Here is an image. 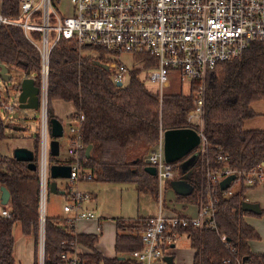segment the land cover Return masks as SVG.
Here are the masks:
<instances>
[{
  "label": "trees",
  "instance_id": "16d2710c",
  "mask_svg": "<svg viewBox=\"0 0 264 264\" xmlns=\"http://www.w3.org/2000/svg\"><path fill=\"white\" fill-rule=\"evenodd\" d=\"M0 11L4 16H15L18 0H0ZM103 56V52L95 54L91 49H84L79 55L64 40L54 47L49 58L48 118H55L53 102L71 104L74 108L71 120L84 117L81 138L91 150L88 158L84 152L80 155V166L90 173L91 181L132 184L138 192L156 198V178L144 171L145 157L158 142L160 132L191 127L187 116L195 108L196 84L191 83L186 95L164 93L159 100L157 90L146 87L138 69L130 71L127 82L117 87L109 73L93 64V61L105 63ZM0 63L32 73L35 85L39 86V55L19 29L0 27ZM257 101L264 103V41L252 42L239 58L218 64L205 79L201 118L207 146L190 170L191 194L178 199L198 205L201 196L205 199L207 191L213 190V198L217 200L216 229L181 230L188 235L194 251L193 264H224L226 260L229 264H264V254L251 252L250 243L260 237L247 222L248 217L264 216V209L260 215L242 210V203L250 202L247 193L253 188L240 183L227 198L221 195L218 186H207L203 177L206 163L221 166L216 163L219 155L229 157L233 170L254 168L264 162V130L245 128L246 121L257 116L251 107ZM5 129L0 115V143L8 139ZM29 140L26 148L34 155V171L27 168V163L0 154V187L9 193L6 204L9 217L0 216V264H14L15 223H19L23 235L33 236L36 243L38 240V133ZM49 163L61 164L58 158L50 156ZM172 165L176 167L178 163ZM145 220H116L115 258L106 259L92 252L80 256L81 259L86 264H133L129 254L142 248L139 232ZM64 222L63 218L45 217L47 264H60V254L71 251L69 244L73 237L62 227ZM76 240L80 246L93 250L97 236L78 234Z\"/></svg>",
  "mask_w": 264,
  "mask_h": 264
},
{
  "label": "built area",
  "instance_id": "2783aa9c",
  "mask_svg": "<svg viewBox=\"0 0 264 264\" xmlns=\"http://www.w3.org/2000/svg\"><path fill=\"white\" fill-rule=\"evenodd\" d=\"M72 11L60 16L52 7L51 0H18V13L4 16L0 11V27L11 26L21 31L24 38L36 50L40 59L38 112V209L39 235L36 264H47L44 254L45 207L49 194V118L48 74L49 58L54 47L64 40L72 44L79 55L84 49L95 54L103 52L110 68V80L115 85L127 82L128 68L119 62L121 54L146 56L148 71L140 70L146 83L156 86L159 100L169 85L168 77L175 72L181 81L196 84L195 108L189 112L187 123L199 137V145L192 152L202 157L207 146L201 122L205 79L209 72L223 62L239 58L252 42L264 41V0H69ZM35 79V78H34ZM14 107L0 98V110L4 114L14 112ZM82 115L72 119L68 126L69 144L66 162L70 177L65 179L64 194L67 203L62 227L70 232L73 241L69 253L59 256L60 264H86L80 258V245L76 240L77 225L82 221L96 220L93 212L83 205L91 200L85 192H79L76 183L91 180L88 171L80 166V155L85 153L81 138ZM9 123V122H8ZM163 132L148 153L149 165L155 169L159 192L158 213L145 220L139 232L140 250L129 254L133 264H167L172 246L182 236L181 230L192 227L197 230H215L216 199L214 191L201 196L194 216L163 213L160 199L164 183L173 180L177 166L166 163L163 155ZM216 163H206L203 177L207 186H218L224 197L236 192L239 184L249 188L264 187V162L250 169L233 170L229 157L219 155ZM203 161H201V164ZM229 176L235 179L221 191L219 183ZM247 201V200H246ZM1 217L8 218L4 210ZM97 232L100 227L97 226ZM226 242L225 237H221ZM226 247H229L228 245ZM229 264V261H224Z\"/></svg>",
  "mask_w": 264,
  "mask_h": 264
},
{
  "label": "rangeland",
  "instance_id": "374dc122",
  "mask_svg": "<svg viewBox=\"0 0 264 264\" xmlns=\"http://www.w3.org/2000/svg\"><path fill=\"white\" fill-rule=\"evenodd\" d=\"M53 9L60 16H68L72 11V5L69 0H51ZM26 40V39H25ZM27 41V40H26ZM30 44V43H29ZM31 45V44H30ZM119 62L126 65L128 68L142 69L143 73L148 71V63L146 62V56L132 55V54H121L119 57ZM8 68V67H7ZM8 75L11 76V81L7 84H4L0 80V98L5 100L9 105H12L15 109L14 112L9 114H4L0 110L2 123L6 125L5 135L8 137L5 141L0 143V154L7 157H12V146L15 144L21 147L27 146L29 143V139L36 135L39 131V122H40V114L37 111L32 110H21L18 108L17 98L18 91L17 85L24 78H35V75L32 73H26L19 69L8 68ZM35 80V79H34ZM169 85L165 88L164 93L170 94H182L186 95L189 93V83L188 81H181L175 72H171L168 77ZM126 83V82H125ZM124 83V84H125ZM149 90H154L156 88L155 85L150 83L145 84ZM16 86V87H15ZM56 104L62 105V118L61 123L63 127V137L59 139L60 143V157L65 156V141L64 137L67 134L68 129V117L69 114L74 111V108L69 103L64 102H53L52 109ZM253 111L257 113V111H264V103L262 101H257L252 103L251 105ZM69 115V116H68ZM9 122V123H8ZM188 122V121H187ZM201 122L202 118H201ZM21 127L22 131H14L13 127ZM245 127L247 129L253 130H264V116L258 115L252 119L251 122H246ZM256 127V129L254 128ZM25 143V144H24ZM66 183L64 180H59L58 185L61 183ZM166 182L164 183L165 186ZM76 188L79 192H86L85 190L93 191L96 194V197L99 203L106 208H124L129 214L134 212V208L136 206V201L138 200V195L135 190V185L132 184H122L116 185L112 183H96L91 180H80L76 183ZM250 196L251 200L258 201L261 209H264V189H256L250 190L247 193ZM254 196V197H253ZM162 198V196H161ZM158 200V196L156 198ZM164 199V198H163ZM60 200H63L62 197ZM63 201L61 202V204ZM141 203V202H140ZM60 204V207H61ZM52 209H58L59 206L52 205L51 196L48 194V199L46 201L45 210L49 212ZM264 216L261 217H248L249 222L253 223L255 226L259 224L260 220L263 219ZM19 226L15 225L14 230L17 233L19 230ZM187 241L185 239H181L177 247H186ZM20 251H23L22 262L21 264H32V253L26 252L22 246H19ZM22 254V253H21ZM21 257V256H20Z\"/></svg>",
  "mask_w": 264,
  "mask_h": 264
},
{
  "label": "crops",
  "instance_id": "0c3cea01",
  "mask_svg": "<svg viewBox=\"0 0 264 264\" xmlns=\"http://www.w3.org/2000/svg\"><path fill=\"white\" fill-rule=\"evenodd\" d=\"M62 110H63L62 105L60 104L55 105V107L53 108V113H54L55 118L59 120L62 118ZM73 112L74 111H72L69 115H71ZM256 114L257 116L258 115L263 116L264 111H257ZM68 120H69L68 122V126H69L72 122L70 116L68 117ZM251 121L252 119H250L248 122H251ZM254 128L256 129V127ZM249 130H253V129H249ZM68 136L69 134H68V129H67V134L64 137L65 152L69 144ZM58 142H59V139H58ZM14 146L15 144L12 146V151H13ZM24 148H26V146ZM147 157H148V154L145 157V160L147 159ZM57 158L61 163L60 165H65L67 164L66 162L69 161L67 152L65 153V156L60 157V143H59V155ZM176 169L177 171H176L174 179L167 181L161 191L160 199L162 200L163 213L166 216H170L173 214L194 216L197 211V205L189 202L188 200L178 199V197H181V198H184V197L179 196L175 192V190L172 188V185H171L172 182L181 181L182 177L189 173V169L186 171H182L181 163L177 165ZM58 181L59 180H56L57 190L64 191L63 189L65 186V183L63 182L60 185H58ZM256 189H264V187H258L252 190H256ZM85 191H86L85 193L90 194L91 200L85 203L83 207L84 209H87L93 212L96 216V220L79 222V224L77 225V234L97 236V241L94 245V249H93L94 251L92 249H87L81 246L79 249L80 256L84 254H90L92 252H97L106 259L115 258L116 252H115L114 244H115V238L117 236L116 223H115L116 220L121 219L125 221H135L137 219H147L149 217L155 216L159 210L158 200L156 199L157 197L155 198L150 194L138 192L137 190L136 192L138 195L137 196L138 200L136 201L134 212L131 214H129L126 210H124V208L120 209V208L103 207L99 203L96 197V194L93 191H90V190L89 191L85 190ZM49 195L51 196V199H52V205L59 206V208L57 210L51 208L49 212L45 210V217L64 219L66 217V214L63 212V206L67 203L66 196L64 194L60 195V194H50V193ZM157 196L159 199L158 188H157ZM61 197L63 200H60ZM248 199L250 200L251 203L260 204L258 201L251 200L249 195H248ZM62 201L63 203L61 204ZM60 204H61V207H60ZM4 210H7V206L2 205L0 201V215H1V212ZM247 222L257 231L260 237L259 241H254L250 243L251 252L255 254H264V220L261 219L259 224L256 226L252 222L250 223L248 219H247ZM15 225H18L20 228L19 230H17V233H15V230H14ZM97 226L100 227L99 232H97L96 230ZM12 236H13L14 264H21L23 260L22 259L23 251H20L19 246H22V248H24L27 256H28V253L30 254L32 253V257H33L32 264H36L37 243L35 241V238L33 236L23 235L19 223H15L13 225ZM181 239H185L187 241L186 247H182V246L177 247V244ZM179 241L174 245L170 253V256L173 258L172 264H193L194 251L190 248V241L188 237L182 236L179 239ZM26 263L29 264V261H27Z\"/></svg>",
  "mask_w": 264,
  "mask_h": 264
},
{
  "label": "water",
  "instance_id": "95a60500",
  "mask_svg": "<svg viewBox=\"0 0 264 264\" xmlns=\"http://www.w3.org/2000/svg\"><path fill=\"white\" fill-rule=\"evenodd\" d=\"M95 66H98L107 73L110 72L108 65L103 64L99 61H93ZM0 80L2 83L7 84L11 81V76L8 75V68L0 63ZM117 87H121V83L116 84ZM16 87V86H15ZM18 91V108L21 110H38V87L34 83L33 78H24L19 85H17ZM49 156L57 158L59 155V142L58 139L63 136V127L62 123L57 118H52L49 120ZM14 131H22L21 127H13ZM163 155L166 163L174 164L181 163L182 171L189 169V173L182 177V180L179 182H172V188L175 192L182 197H186L191 194L192 187L188 183V179L191 175V168L196 162V156L191 154L195 148L199 145V137L195 130L191 128L167 130L163 132ZM91 146H87L85 149L86 158L89 157ZM191 154V155H190ZM190 155L189 157H187ZM12 157L18 161L27 163V168L31 171L36 170V166L33 163L34 155L32 151L27 148L19 147L14 148L12 151ZM187 157V158H186ZM144 171L154 177L155 169L149 165L148 159L145 160ZM70 177V167L67 165H50L49 167V188L48 191L50 194H60L63 195L64 191L57 190L56 180H65ZM235 179L234 176H229L219 183L221 191L226 190L229 187V184ZM0 201L2 205H6L9 201L8 191L0 187ZM242 210L244 212H249L254 215H260L261 208L258 203L243 202ZM173 248V246H172ZM123 259V258H120ZM166 263L172 264L173 258L171 256L166 257Z\"/></svg>",
  "mask_w": 264,
  "mask_h": 264
}]
</instances>
